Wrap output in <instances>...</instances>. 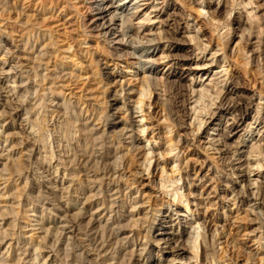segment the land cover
<instances>
[{"label":"rangeland","instance_id":"374dc122","mask_svg":"<svg viewBox=\"0 0 264 264\" xmlns=\"http://www.w3.org/2000/svg\"><path fill=\"white\" fill-rule=\"evenodd\" d=\"M122 1L116 3L124 4ZM252 1L253 5L246 7L245 0H143L137 8L130 2L124 13L132 17V27L121 37L130 45L125 47L135 56L130 57L134 64L117 65L104 37H91L84 30L86 1L0 0V264H80V247L71 239L63 240V235L75 238L79 229L93 233L90 236L95 239V247L98 245L101 229L105 231L111 225L106 223L108 216L100 214V195L92 204L86 200L90 194L86 190L88 182L77 163L82 161L81 150H99L94 139L102 135L103 119L109 114H115L118 121L111 135L129 143L130 134L123 131L131 117L125 97L135 100L139 95H128L122 88L139 91L144 83L138 78L151 66L157 71L149 73L163 86L160 99L152 94V105L146 98L144 112L142 103L131 102L138 106L135 119H140L144 127L138 134L142 139L138 145L145 149L137 148L131 155L133 169L141 174L127 191H132V198L139 202L140 218L145 219L146 213L148 220L156 218L150 228L154 236L150 242L152 261L146 264H185L190 258L197 261L194 264H264V205L259 204L264 198L256 199L259 186H264V155L258 153L260 148L264 150V32L258 37L260 26L264 28V0ZM212 11L218 12L216 19ZM252 15L260 16L261 23ZM250 30L252 36L247 41ZM197 44L207 50L201 53ZM241 44L246 48L244 57H238ZM149 50L154 51L150 57L159 63L149 61L145 54ZM163 52L174 57L161 59ZM225 54L229 58L224 60ZM194 59L209 64L197 67ZM23 70L30 71L26 81L37 83L25 96L19 85ZM214 80L225 81L217 86H223L222 95L227 81V87L232 83L230 89L234 88L227 98L224 96L222 105L221 96L216 98ZM149 87L145 88L151 91ZM204 87L209 89L208 96L196 101ZM179 89L184 94L181 113L185 112V117L174 122L168 99ZM23 99H27L28 113L22 110ZM205 105H209L207 112H216L211 121L210 114L205 117L198 112ZM198 117L210 122L203 121L198 129ZM93 127V133L88 131ZM171 135L180 143L167 155ZM144 151H150L149 157L154 155L147 165L151 164L149 171L143 164ZM248 155L251 161L239 169L238 159ZM157 159L161 163L155 167ZM162 164L168 170L165 178L170 176L172 166H182V173L174 181H167L166 189L160 184ZM245 168L249 179L240 177ZM177 186L178 194L174 190ZM187 199L189 210L185 208ZM59 208H68L65 217ZM126 209H132L130 203ZM179 212L190 218L189 223L186 219L179 221ZM165 215L166 227L157 230ZM73 222L79 224L76 232L63 227ZM123 223L128 228L123 237L133 238L136 232L130 231L131 222ZM147 223L142 224L144 234L150 230ZM158 231L177 235L174 239L180 237L178 244L188 243V250L177 255L175 243ZM146 240L142 238L141 242ZM189 240L198 246L194 248L198 258L193 257ZM210 240L214 242L215 258L211 254L205 259L203 247ZM123 241L127 252L120 255L117 239L112 240L109 252L113 262L143 264L140 252L132 251V243L135 249L140 248L136 240ZM97 256L93 251V262H98Z\"/></svg>","mask_w":264,"mask_h":264},{"label":"bare ground","instance_id":"6f19581e","mask_svg":"<svg viewBox=\"0 0 264 264\" xmlns=\"http://www.w3.org/2000/svg\"><path fill=\"white\" fill-rule=\"evenodd\" d=\"M79 1H83V3L86 1V4L84 5V7H85V12L87 13V15L86 14L83 15L84 18L82 20L85 32L88 33V35H90L91 37L92 36L104 37L105 42L108 44V47H107L108 52L110 53V55H112V57H114L116 60H118L117 65H120L121 62L129 63L130 65L134 64V62L130 60V57H135V56L131 53L132 51L130 52L125 47L126 45L127 46H130V45L128 44V42L125 40L124 37H121L123 35L126 36L128 33V28L132 27L131 26L132 21L130 23V20H132V17L129 16L128 12L124 13V11L126 10V6H128V4L130 2H133L134 5H137L136 6V8H137L141 5H143V4H140L141 1H143V0H129L128 2H126V0H123L122 3L124 2V4L116 3V0H79ZM245 2H246V7L248 5H253V3H254V1H252V0H248V1L245 0ZM242 3H244V1ZM198 4L200 6H202L201 2H198ZM234 4L232 3V8L230 7V10H232V11L234 9ZM206 5H207V7L210 8L211 7L210 1H207ZM119 10H121V12H119ZM252 11L253 10H251L249 13H252ZM217 16H218V12L212 11V18L216 19ZM255 17L258 18V21L261 23V21H262L261 17L260 16H254V15L251 16V18H255ZM127 21H129V24H127L128 23ZM226 24L228 25L229 21H227ZM259 30H260V33H259L258 37H260L262 32H264V28L262 26H260ZM248 36H249V38L247 37V41L250 40V38L252 36L251 30H250ZM193 38L197 39V36L194 35ZM37 41H38V39H37ZM71 45L69 46V49L72 47ZM197 45H199L198 49H200L202 51L201 53H204L207 50L206 46L204 48H202L201 44H197ZM224 49L225 48H223L222 50H224ZM243 49L246 50L245 45L243 48L242 44H241V47L239 48L240 53H239L238 57L239 56L244 57ZM217 52L218 51L216 50L214 53H211V54L216 55ZM153 53H154V51L150 52V50H149L145 54L149 55L148 59L150 62L159 63V62H157L156 59L150 57V55ZM240 54H242V55H240ZM227 55L225 54V56L223 57L224 60H225V58H229ZM171 56H173V55L163 52L162 55L160 56V58L166 59V58H170ZM259 59H260V56H259ZM194 60L196 61L197 67L206 66L209 64V63H202V61L200 63L199 60H196V59H194ZM214 60L215 59H213L211 61V63ZM244 63H245V65H248L247 63H249V62H244ZM78 66H79V64H78ZM35 69H38V68L35 67ZM226 70H228V69H226ZM129 71L130 70H125V72H129ZM155 71H157V67L153 68L152 66L146 68L145 70H142L143 75L141 77H139L138 79L141 82L143 81L144 84H142V86H140L139 91H136V90L130 89V88H126V86L122 88V90L128 91L127 92L128 95H132V94H138L139 95V97H137V99H135V100L132 99V96L125 97L126 100L127 99L129 100V103H127V106H128L127 110H129V116H131V117L128 119L129 122L126 121V124H127V122L129 124L126 127H124L123 131L125 130L127 133L130 134L129 135V138H130L129 143L126 144L125 140H122L120 138L118 139L117 136H116V138H114L111 135V132L113 131L111 128H114V126L118 122L116 120V118H117L116 115L115 114H109L106 116L103 114V116H106V118L105 119L102 118L104 120L103 123H104V127H105L102 130V135H100L99 138H95V139L93 137L91 138L92 141H94V140L98 141L97 145H99V150H97L96 152L94 150L95 148L92 149L93 150L92 152H90L88 148L81 150L80 158L82 161H81V163H77V164L79 165V169H80L79 172H80L81 176H84L85 181L88 182L87 185L89 187L87 186L86 190H87V192L90 191V194H88V197L86 200L89 202L92 201L91 202V204H92L93 198L99 197V195H100V214L102 213L101 214L102 217L108 216L106 223L110 222L111 226H106L105 231H103L100 228L101 229L100 238H99L100 240L97 239V241H99V243L96 247H95V243H94L95 239H92V237L90 236V235H93V233L89 235V234L84 233L83 230L81 231V229H79V234L77 233L79 235V237H81L80 234H86V236H83V238H79V239L77 238V240H75V238L78 235L76 237L74 235L75 238H73V239L71 238L70 235L69 236L63 235L64 236V239H63L64 242H67V240L71 239L70 241L73 240L74 245L76 244V247H80V249L82 250V252H83L82 258L83 259L80 260V264H119L120 261L113 262L114 256H112L110 254V253H112L111 251L109 252V250H110L109 247L112 246V240H114V238L117 239V245L119 244V247L117 248L118 249L117 253H119L120 255L122 254V252L127 250L126 244L123 243L124 242L123 239H126L128 242L131 239H133V240H136V243L138 246H140V248L135 249V244L132 243L131 244V246H133L132 251H134V252L139 251L140 252L139 253L140 258H143V260H144L143 264H146L147 262L152 261V249L150 247V242L152 241L151 239L154 236H153V234H151L150 228H152V224L155 223L156 218H155V216H153V217H151L150 220H148L149 213L145 214V219L142 217L140 218L139 216L142 214V209L137 208L138 207L137 203H139V202L137 201V198H135V197L132 198V191H130V192H127V191L129 189L130 190L132 189L133 185L136 183V176L141 174V172H139L138 169L137 170H135L136 168L133 169V167H134L133 162L134 161H133L131 155L134 156L133 151L137 148L143 147V149H145L144 146L138 145V143L140 141H142V139L140 137H138V134L140 136V133L144 131V127H143V125L140 126V124H139L140 119L139 120L135 119L137 117L136 114H138V112H139L138 106L131 105V102H134L136 104L142 103L141 109H143V110H141V111L144 112L145 111L144 107L146 108V105H144V103H145V100H147L146 99L147 97H148L147 104H149V105H152V103L150 102V99H151L153 93L155 94V97H157V99L158 98L160 99L159 90H161V86H163V83L162 84L160 83V85H159L157 78H155L154 76H152L150 74L151 72H155ZM147 72L148 73L150 72V73L148 74ZM26 77L27 78L30 77V71H24L23 70V72L20 76L21 83L19 84L21 86V90L23 93L22 95H24V93H26V92L31 91L32 89H34L37 86L36 81H33V79L31 82H29V79L26 81V79H27ZM230 78H231V76H230ZM47 79H49V78H47ZM211 81H213V80L210 79V82ZM224 82H225L224 80L223 81H217V82H215V80H214L213 84H214V87H217L218 84L224 83ZM164 83L166 84V81ZM227 84H228V81L225 84V92L223 95H222V93H223L224 88L222 85L220 87H217V91L215 92V94H217L216 98H219L221 96V105H222V102H224L223 100L227 96V94L229 95V92L230 91L233 92V90H234V88L230 89V87L232 86V83L229 84L228 87H227ZM147 85L152 87L151 91H148L145 88ZM203 86H204V83H202L201 87H203ZM151 87H149V88H151ZM208 91H209V89H207L206 87L202 88V90H200V92L197 93V95H199V96L197 97L196 101H202L204 97L208 96ZM168 100H169V104H170L171 108L173 109L172 110L173 112L170 113L171 118L174 119V122L177 120H179V121L183 120V118L185 117V112H183V113H181V112L183 111V105H184L185 100H184V94H183L182 90L179 89L178 91L172 92L170 99H168ZM21 104H22V110H26V113H28L29 111L26 108L27 107V99H23V102ZM108 106H109V108H111L112 104H109ZM207 107L209 109V105H207V106L205 105V107L201 108L200 111H198V112H200L201 115H203L205 113V117L207 114H210L209 116H210V121H211V119L216 115V112L211 111V110H209V112H207L208 111L206 109ZM218 108H220V107H218ZM196 111L197 110H195V112ZM167 117H169V116H167ZM205 117H203L201 119H199V117H198V120H199V122H197L199 124L198 129L201 128V123L204 121ZM100 119H101V117H100ZM87 120H89V118H87ZM210 121L205 120L204 122H205V124H207ZM85 129H88V128H85ZM88 131H91L93 133L94 127L91 129H88ZM92 135H95V134H92ZM94 143H96V142H94ZM179 143H180V140L175 141L174 137L171 135L170 138L168 139L169 147L167 148L168 152H166V154L168 155L170 153H173V151L175 149H178ZM260 147L261 146H258V148H260ZM132 152H133V154H132ZM149 153H150V151H148V152L144 151L145 157L143 160V162H144L143 164H145V166H147L148 162H151V160L154 158V155L152 157H149L148 156ZM154 153L155 152L152 151V154H154ZM258 153H259V155L263 156L264 150H262L260 148ZM166 154L162 153V156L165 157ZM155 155H157V154L155 153ZM175 156L179 157L178 154H176ZM238 160H240L239 169L242 168V165H244L245 163L247 164L251 161L249 159V155L246 158H244L243 160L241 157ZM258 161L261 163L262 159L260 158V159H258ZM175 162H177V161H175ZM160 163H161L160 159H157L155 167H158L160 165ZM147 167H148L147 169L149 171L151 164ZM242 171H245V173L244 174L241 173L240 177L241 178L246 177L249 179L250 174L246 172L247 171L246 168L243 169ZM177 172H178V174H176ZM161 173L162 174L160 177V184L162 186V189H164V188L166 189L167 183L169 181H174V179L177 177V175H180L182 173V166L177 167V168H175V166H172L170 169V173H171L170 176L165 178L166 175L168 174V170L166 169V166L164 164H162ZM65 175H66V173H65ZM125 175L127 177H126L125 181L123 182V177ZM130 177H132V179H130ZM93 184H97V186H94ZM179 189H180V187H178V186L176 188H174V190H176V194L179 193ZM262 190H264V186H261V187L259 186V190L257 192L258 194H257L256 199L262 200L264 198V196H263L264 192ZM137 191L139 192V189H137ZM97 192H99V193H97ZM245 192L242 191L241 193H245ZM176 194H175V196H176ZM182 199H184V197H182ZM186 201L187 202L185 204V208L187 210H189L190 209V202H188V199ZM128 203H130V206L132 207L131 210L126 209ZM174 203H175V199H174ZM259 204L262 206V205H264V202L259 203ZM59 209L65 213L64 214V217H65L67 215L68 208H63V209L59 208ZM178 214L181 216V217L179 216L180 222H182V221H184V219H186L185 222L189 223L190 218L188 220L187 215L185 213L179 212ZM62 217L63 216H61V218ZM166 217H168V216L165 215L164 217H162L160 219L157 226L155 227L157 230L162 229L164 226L166 227V225H164L167 222ZM75 219H76V217H75ZM91 219L92 218H90V221H91ZM93 220H96V219H92V221ZM124 220L125 221L127 220V222H131L129 227H132L133 229L132 230L129 229V230L131 232H134V231L136 232L135 236L133 238H131L130 235L123 237V235L127 234V232H128L127 231L128 230L127 225L125 223H123ZM140 220H142V221H140ZM65 222H67V221L65 220ZM70 223H71V221H70ZM145 223L148 224V225L146 224V226L150 229L148 231V233H146V234H144L143 231L141 230L142 224H145ZM199 223L200 222H197V224H199ZM76 224L77 223H74V222L72 224H68V225L65 223V225L63 227H65L66 229H71L72 232L73 231L76 232V230L78 228L77 226H79V224H77V225ZM109 227H110V229H109ZM143 227H144V225H143ZM190 227H194L193 223L190 224ZM61 232H62V230H61ZM158 232H159L158 233L159 235L167 236V240L169 242L173 241L175 243V247L177 248L175 253L177 255H179V256L183 255L188 250V246H187L188 243L186 244V243L181 241V243L178 244L180 237L174 239L175 236H177V235L169 234V232H166V231H163V232L158 231ZM214 232L211 234L213 241H214V237H215ZM183 233H185L184 229H183ZM119 236H121V238H118ZM206 236H207L206 234L203 235V238L205 241H207ZM192 237L193 236H191V238ZM142 238L147 239L146 240L147 243H142L141 242ZM139 240H140V243H139ZM159 240H161V239H159ZM155 241H156V239H155ZM189 242H190L189 246H191L192 250H194L195 247H198L195 244L191 245V240H189ZM193 242H195V241H193ZM93 251L96 252V254L100 257V259L97 260L98 262H93V260H92ZM211 254H212V257L215 258L214 242H212V240H210V242L207 243V245H205L203 247V256L205 257V259L208 258L209 255H211ZM198 256H199V253L196 252V250H194L193 257L198 258ZM122 258H123L122 256H119V259H122ZM194 262L197 263V261H194L192 258H190V261L185 263V264H194ZM200 264H203V262Z\"/></svg>","mask_w":264,"mask_h":264}]
</instances>
